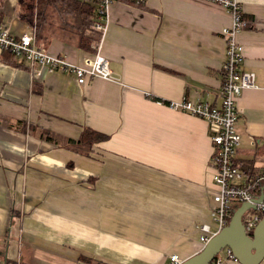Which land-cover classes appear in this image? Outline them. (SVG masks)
I'll list each match as a JSON object with an SVG mask.
<instances>
[{
    "label": "crops",
    "instance_id": "crops-1",
    "mask_svg": "<svg viewBox=\"0 0 264 264\" xmlns=\"http://www.w3.org/2000/svg\"><path fill=\"white\" fill-rule=\"evenodd\" d=\"M0 5V27L30 28L16 0ZM242 7V70L255 86L238 102L234 164L251 176L264 173V0ZM231 23L205 0L115 2L100 48L112 79L86 85L66 73L36 77L0 49V264H169L202 250L199 228L212 223L218 192L214 127L167 103L218 101ZM44 51L73 63L88 56L59 40ZM85 129L108 136L88 155L77 144Z\"/></svg>",
    "mask_w": 264,
    "mask_h": 264
},
{
    "label": "built area",
    "instance_id": "built-area-1",
    "mask_svg": "<svg viewBox=\"0 0 264 264\" xmlns=\"http://www.w3.org/2000/svg\"><path fill=\"white\" fill-rule=\"evenodd\" d=\"M144 4L146 0H135ZM218 4L229 12L231 26L223 30L226 42V57L220 69L221 86L217 90L216 103L193 102L187 98L181 101L169 102L167 106L176 112L190 114L208 122L214 127L212 136V160L210 166L212 181L218 188L214 196L216 204L211 213L212 223L200 226L199 240L206 245L209 240L230 222L235 208L243 203L252 202L257 190L264 184V173L247 176L239 171L234 160L236 150L241 142V136L235 126L238 118V102L243 92L255 86V75L242 70L244 60L243 46L238 36L247 27L244 20L242 0H205ZM114 0H98L97 31L100 33L99 42L93 44L94 53L82 58L79 63L71 62L66 56L49 54L36 46L34 28L16 37L6 27H0V49L9 50L17 59L27 63L28 68L36 77L44 72L66 73L75 76L79 85H86L92 79H112V72L107 59L101 54V40L109 22V9ZM264 218V201L257 204L255 210L246 212L243 225L246 233L254 231ZM224 256L218 255L211 264H240L228 248ZM177 255L170 257L169 264H180Z\"/></svg>",
    "mask_w": 264,
    "mask_h": 264
},
{
    "label": "trees",
    "instance_id": "trees-1",
    "mask_svg": "<svg viewBox=\"0 0 264 264\" xmlns=\"http://www.w3.org/2000/svg\"><path fill=\"white\" fill-rule=\"evenodd\" d=\"M114 1L143 6L135 0ZM15 16L22 24L35 29L36 46L42 50L48 48L53 40H59L90 55L95 52L93 44L99 42L100 33L96 28L99 22L98 0H16ZM243 18L248 27L247 18ZM1 60L17 67L23 66L9 50L2 52ZM47 138L57 140L50 134ZM107 139V135L85 129L77 144L88 155L94 144Z\"/></svg>",
    "mask_w": 264,
    "mask_h": 264
},
{
    "label": "water",
    "instance_id": "water-1",
    "mask_svg": "<svg viewBox=\"0 0 264 264\" xmlns=\"http://www.w3.org/2000/svg\"><path fill=\"white\" fill-rule=\"evenodd\" d=\"M263 201L264 195L237 206L229 224L216 233L200 252L180 264H211L226 248L232 251L240 264H260L264 260V218L251 234L239 224H243L246 212L255 210Z\"/></svg>",
    "mask_w": 264,
    "mask_h": 264
},
{
    "label": "rangeland",
    "instance_id": "rangeland-1",
    "mask_svg": "<svg viewBox=\"0 0 264 264\" xmlns=\"http://www.w3.org/2000/svg\"><path fill=\"white\" fill-rule=\"evenodd\" d=\"M5 1H6V0H2V3L5 2ZM239 226L242 227L243 224L240 223ZM224 250H225V249H224ZM224 250L219 254L220 256H224V254H225V251H224Z\"/></svg>",
    "mask_w": 264,
    "mask_h": 264
}]
</instances>
